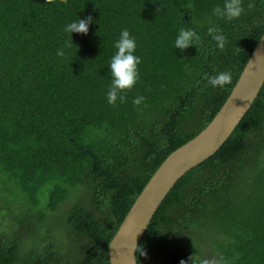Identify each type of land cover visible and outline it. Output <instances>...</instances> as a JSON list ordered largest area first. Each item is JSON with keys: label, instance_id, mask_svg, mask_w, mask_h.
Instances as JSON below:
<instances>
[{"label": "trees", "instance_id": "16d2710c", "mask_svg": "<svg viewBox=\"0 0 264 264\" xmlns=\"http://www.w3.org/2000/svg\"><path fill=\"white\" fill-rule=\"evenodd\" d=\"M241 2L243 13L225 20L210 15L223 0H0V264H110L139 194L212 121L263 36L264 0ZM79 16L92 22L72 42L63 27ZM213 24L223 50L207 34ZM181 26L200 35L183 51L173 47ZM122 28L136 39L139 79L109 105ZM225 70L229 84L207 85ZM194 255L264 264V85L221 148L168 193L136 262Z\"/></svg>", "mask_w": 264, "mask_h": 264}, {"label": "water", "instance_id": "95a60500", "mask_svg": "<svg viewBox=\"0 0 264 264\" xmlns=\"http://www.w3.org/2000/svg\"><path fill=\"white\" fill-rule=\"evenodd\" d=\"M264 85V34L254 48L229 97L212 121L173 151L139 194L108 251L110 264H138L136 252L154 214L179 179L214 155L245 117Z\"/></svg>", "mask_w": 264, "mask_h": 264}, {"label": "clouds", "instance_id": "9594fccd", "mask_svg": "<svg viewBox=\"0 0 264 264\" xmlns=\"http://www.w3.org/2000/svg\"><path fill=\"white\" fill-rule=\"evenodd\" d=\"M251 5H249L250 7ZM244 11L241 0H223L222 4H217L210 9V15L233 20L238 18ZM92 17L71 20L63 27L65 34L83 33L87 34ZM207 34L215 42L217 49L223 50L226 44V36L216 25H210L207 28ZM200 41L199 33L192 27H179L173 40V47L183 51L184 49L197 45ZM71 43L65 40L63 46L56 51L57 56H64L65 48H70ZM115 52L110 57L108 69L111 72V82L105 93L106 101L109 105H115L117 101L124 103L126 96L124 92L130 90L139 79L138 65L141 63V57L136 54V39L127 28H122L118 38L114 41ZM231 82V72L228 70L217 71L214 75L207 77V85L213 88L223 89L225 85ZM144 100L141 95L134 96L131 100L133 105H139ZM191 264H209L207 259L196 258L195 255L189 257ZM180 264H188V261L181 259Z\"/></svg>", "mask_w": 264, "mask_h": 264}, {"label": "rangeland", "instance_id": "374dc122", "mask_svg": "<svg viewBox=\"0 0 264 264\" xmlns=\"http://www.w3.org/2000/svg\"><path fill=\"white\" fill-rule=\"evenodd\" d=\"M12 223H13V222H12ZM6 226H7L8 228H11V229L15 228V225H14V227H13V226L10 225L9 222H8V224H7ZM18 229H19V228H18ZM18 229H17V230H18Z\"/></svg>", "mask_w": 264, "mask_h": 264}]
</instances>
